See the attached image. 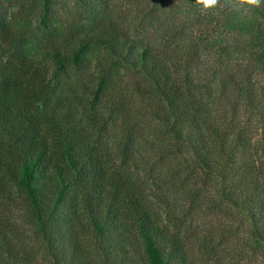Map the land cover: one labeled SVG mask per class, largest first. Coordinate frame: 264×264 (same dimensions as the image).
I'll list each match as a JSON object with an SVG mask.
<instances>
[{"label": "trees", "instance_id": "16d2710c", "mask_svg": "<svg viewBox=\"0 0 264 264\" xmlns=\"http://www.w3.org/2000/svg\"><path fill=\"white\" fill-rule=\"evenodd\" d=\"M150 1L0 0V264H198L208 190L264 254V9Z\"/></svg>", "mask_w": 264, "mask_h": 264}, {"label": "rangeland", "instance_id": "374dc122", "mask_svg": "<svg viewBox=\"0 0 264 264\" xmlns=\"http://www.w3.org/2000/svg\"><path fill=\"white\" fill-rule=\"evenodd\" d=\"M125 2L121 5L122 7L128 6V11L132 13H140L142 11H150L151 1L150 0H124ZM176 0H169V8H158L157 6H153L151 9L161 14L163 12L173 13L175 10L174 6H176ZM138 11V12H137ZM144 28L141 25H136L137 34L144 38L145 40H155L156 38L154 33H152L153 26L150 24L146 25ZM138 28V30H137ZM202 59H199L196 63L200 68L203 69V62L206 59V56L200 53ZM142 145H146V142H141ZM148 145L145 146V149L148 150ZM146 151V150H143ZM149 156H146L143 162H147ZM147 160V161H146ZM209 186V185H208ZM212 189L210 186L208 189ZM207 189V187L205 188ZM207 193L212 196V194L207 191ZM209 195L204 196L203 202H201L202 210L198 215V224H200L198 230L201 232L200 236L204 234L212 235L213 241L215 242L214 248L212 249L211 255L209 257H200L198 260V264H264V254L259 251H252L247 248V225L244 221L240 220H232L229 213V208L225 205H219L216 201L210 197ZM209 196V197H208ZM155 208L159 211L166 206V204L161 200L157 199V203L154 202ZM193 225V224H192ZM194 226V225H193ZM211 234H208V233ZM205 241L209 242V238L205 237L201 241L195 240L193 245L197 252H202L204 249ZM210 243V242H209ZM212 245V244H211ZM211 259L212 261H209Z\"/></svg>", "mask_w": 264, "mask_h": 264}, {"label": "clouds", "instance_id": "9594fccd", "mask_svg": "<svg viewBox=\"0 0 264 264\" xmlns=\"http://www.w3.org/2000/svg\"><path fill=\"white\" fill-rule=\"evenodd\" d=\"M204 10L216 9L221 6V0H197ZM228 7L253 11L264 9V0H228Z\"/></svg>", "mask_w": 264, "mask_h": 264}]
</instances>
